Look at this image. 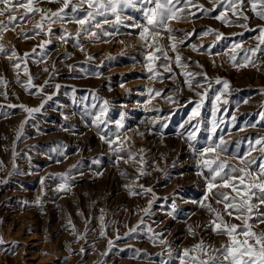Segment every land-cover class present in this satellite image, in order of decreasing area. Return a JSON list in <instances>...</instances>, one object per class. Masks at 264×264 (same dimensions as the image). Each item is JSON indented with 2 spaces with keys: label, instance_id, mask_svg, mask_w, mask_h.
I'll use <instances>...</instances> for the list:
<instances>
[{
  "label": "rangeland",
  "instance_id": "rangeland-1",
  "mask_svg": "<svg viewBox=\"0 0 264 264\" xmlns=\"http://www.w3.org/2000/svg\"><path fill=\"white\" fill-rule=\"evenodd\" d=\"M201 2L211 7L209 0H201ZM42 3L45 7L53 9L58 7L56 3H49L48 0H42ZM246 11L251 17L248 22L250 28L255 29L257 25H264V20L255 16L250 9ZM127 14L135 16L138 21L142 19L141 14L136 10L129 9ZM196 16L200 17L201 13L197 12ZM39 19V14H36L28 22L19 23L16 31L9 30L4 33L3 40H0V43L7 45L9 49L15 46L21 57L25 52L30 53L26 59L35 77V85L43 84L49 73L43 72L42 69L47 66L51 70L54 63L58 75L52 73L51 83L63 85L59 90L45 86V92L53 94L52 99L45 104L41 113L28 121L24 128L25 134L16 140V130L27 115L19 105L38 106L43 97L40 94H30V91L18 84L16 70L11 67L6 55L0 54V75L5 76L9 81L7 86L9 95L7 98L0 96V161H3L4 165L0 168V236L7 241L6 244L0 245V264H81V261L83 264H161L162 261L178 264L175 255L179 249L196 243L201 237L207 243L219 247L225 237L216 236L202 227H197L206 223L210 215L205 209L193 203L202 199L205 182L198 174L200 171L197 166L198 157L185 143L186 132L191 130L190 125L185 122L199 97L183 85L181 70L173 63L172 73L163 68L157 69L165 77L175 74L173 79L163 81L149 79L145 67L146 50L140 47L136 36H117L110 38L109 43L85 41L87 52L94 57L91 60L71 43L61 44L56 36L52 37L53 43L42 50L37 45L48 39L47 34L34 36L31 31ZM172 23L175 28L185 30L195 28L196 33L190 41L199 43L202 39L205 45L215 39L214 35L197 36L205 26H211L225 33V38L212 49L213 53H220L218 56L208 55L207 52L203 54L194 52L185 46H179L177 50L184 57H192V60L188 61L190 70H201L193 63L198 60L204 65V70L213 81L216 76H220L231 82L230 92L223 93L222 100L218 102L215 119L219 127L214 139L224 135L228 145L221 159L236 164L237 161L233 159L234 154L243 155L248 149L249 139H254L257 134L264 135V120H261L259 115L264 111V94L259 92V89L264 87V54L258 53L253 58L257 61L256 67L240 69L232 66L233 62L229 56L231 44L242 40L244 42L242 48L237 49L236 53L237 60L242 61L244 49L257 43L255 36L258 32L238 25H224L211 16H203L190 22ZM61 27L62 25L57 23L53 26V31L58 34ZM64 27L75 31L77 26L69 24ZM22 30H27L32 38L24 39L20 35ZM120 31L127 33L136 30L121 26ZM233 33L237 35H232ZM121 39L130 45L123 53L124 45L118 42ZM162 43L167 45L168 41L165 39ZM187 43L189 41H185V44ZM33 47H36L35 53L30 51ZM65 50L74 53L71 59L63 58L61 54ZM45 51L47 52L45 62L35 63L44 56ZM109 54L113 57L112 60L106 59ZM169 55L174 53L169 51ZM213 60L215 64L212 63ZM162 61L163 57L156 63ZM69 63L75 64L76 67L70 70L67 67ZM97 68L103 72V76L96 77L89 74ZM19 76L21 80L27 79L22 70ZM121 83L124 84L123 88L120 87ZM181 86L182 92L174 91ZM4 87L0 84V91H3ZM221 87L222 85L213 83V90L209 91L208 99L201 109L203 123L199 125L200 131L195 142L198 149L208 144L209 129L213 120L212 100L215 97V90ZM148 88L164 89V92L160 97L152 99L146 107L143 101L148 99ZM198 90L202 91V89ZM31 91L35 92L36 89ZM165 94L172 95L178 102L173 104L163 99ZM190 97L191 103H189ZM224 98L227 103H224ZM103 99L110 101L107 113L110 120H119L121 113L125 114L121 139L123 135L132 138L125 146H131L133 151L141 147L148 149L145 154L148 174L142 176L139 181L131 178L137 174L138 165L120 161L117 166L114 153L110 152L107 144L100 140L97 129L91 125V116L86 115L98 111ZM11 104L17 107L12 108L9 106ZM93 105H96V108H93ZM143 110H147L151 116L160 117L156 123L157 128H154V134L144 132L140 125H132L134 119L128 118L127 114L130 112ZM62 114H67L69 119L64 120ZM191 123L195 124L196 121L193 120ZM162 124H167V127H161ZM61 125L69 128V131H62ZM35 126L41 129L39 134ZM104 131L115 135L118 130L114 123H109ZM137 131L144 132V136L137 135ZM14 141L15 151L19 154L15 160L12 157ZM54 148L66 152L67 158L52 151ZM49 156L52 159H49ZM94 158H99L101 163L94 164ZM56 159L62 162L58 164L55 162ZM78 161L77 170L71 173L70 190L57 192L55 186L60 183L59 178H46L47 189L42 195L41 177L49 173L65 172L70 165L77 164ZM14 164L17 167H13ZM96 171L103 174L97 177ZM121 171H127L130 175L122 176ZM25 172L28 174H24ZM200 177L201 180L198 179ZM136 183L150 186L156 194L151 215H145L140 209L147 206V201L152 199V196H131L123 187L125 184ZM41 195L44 201L42 205L37 206L32 203ZM25 201L29 203L25 205ZM174 203L175 218L167 214L172 210ZM213 204L215 207H221L216 205L215 201ZM78 209L82 210L83 215L78 214ZM100 209H104L106 213L107 235L104 237L98 235ZM86 217L89 229L87 241L77 240L67 221L71 218L77 232L83 233ZM141 217L144 219V225H141L143 230L125 237L123 234L129 227L135 226ZM185 222L197 228L195 236L188 233ZM148 225H151L154 231L162 232L167 238L174 250L172 257L168 256L165 245L154 244L149 239L151 233L147 231ZM117 229L121 236L119 240L115 239ZM109 237L113 238V248L107 256H103L101 253L107 249ZM13 241L18 243L13 244ZM81 246L85 247L87 254L80 253ZM136 249L142 250L139 257H136ZM162 250L165 251L163 256L159 255Z\"/></svg>",
  "mask_w": 264,
  "mask_h": 264
},
{
  "label": "snow or ice",
  "instance_id": "snow-or-ice-1",
  "mask_svg": "<svg viewBox=\"0 0 264 264\" xmlns=\"http://www.w3.org/2000/svg\"><path fill=\"white\" fill-rule=\"evenodd\" d=\"M48 2L56 3L58 7L55 9L45 7L42 0H0V17H3V19H0V40H3L4 33L9 30L16 31L19 23L28 22L36 14H39L40 19L34 24L31 31L34 36H39L41 33H46L48 36V39L43 40L37 45L42 50L52 44V37L56 36L61 44L66 45L71 43L80 52L85 53L87 58L91 60L94 57L87 52L85 41L91 43H109L110 38L117 36H136L138 37L140 47L146 50L145 67L149 74V79L155 78L160 81L173 79L175 74L165 77L157 69L163 68L167 72L172 73V64L174 63L181 70L180 74L184 78L183 85H186L190 91L199 97V100L189 113L188 120L185 122L190 125L191 129L186 132L188 147L198 157L197 166L200 169L198 174L205 182L202 199L193 201V203L205 209L210 215V219L206 223L197 227H202L216 236L225 237V239L219 247H216L213 244L207 243L201 237L196 243L183 247L176 253L175 259L178 261V264H264V135L257 134L254 139H249L248 149L244 151L243 155L239 153L234 154L233 159L237 161L236 164L230 163L226 159H221V156L227 150L228 141L225 140L224 135H220L217 139H214L219 127L215 117L218 111V102L222 100L223 93L230 92L231 82L220 76H216L213 81V78L204 70V65L198 60L193 61V63L201 70H190L188 61H191L192 57H184L177 49L179 46H185L194 52L201 54L207 52L208 55L218 56L220 53H213L212 49L218 42L225 38V33L211 26H205L197 36H215L214 40L205 45L202 39L199 43L190 41V38L196 33L195 28L191 30L175 28L172 23L174 21L190 22L203 18V16H211L224 25H238L251 31H257L258 34L255 36L257 43L254 46L244 49L242 61L237 60L236 54L237 49L242 48L244 43L242 40L231 44V53L229 56L234 68L256 67L257 61L253 58L258 53L264 54V25H257L255 29L250 28L248 22L251 17L246 10L250 9L255 16L264 20V0H209L211 7H207L201 0H48ZM129 9L138 11L142 19L138 21L135 16L128 15L127 10ZM197 12L201 13L200 17L196 16ZM241 21L244 23H241ZM57 23L62 25L58 34L53 31V26ZM69 24H75L77 26L75 31L64 27ZM121 26H126L136 31L122 33L120 31ZM177 33H182V35L178 36ZM20 35L26 40L32 38L28 35L27 30H22ZM232 35L237 34L233 33ZM165 39L168 41L167 45L162 43ZM185 41H189V43L185 44ZM118 42L124 45L122 53L130 46L123 39ZM30 51L31 53H35L36 47H33ZM169 51L174 53V55L170 56ZM0 54L6 55L7 59L11 62V67L16 70V82L25 90L30 91V94H40L43 97L38 106L19 105L27 114L16 130V140H19L25 134L24 128L28 121L34 119L36 114L41 113L44 110L45 104L52 99L53 94L46 93L45 86L59 90L63 85L60 83H51L52 73L58 75L55 63L52 65L51 70L47 66L42 69L43 72H47L49 75L43 84L37 86L34 84L35 77L32 75L27 64L26 58L29 57V52H25L23 57H21L15 46L9 49L7 45L0 43ZM61 55L65 60H68L71 59L74 53L65 50ZM46 56L47 52L45 51L44 56L36 60L35 63H44ZM161 57H163V61L157 64L156 62L160 61ZM106 59L112 60L113 57L109 54ZM212 63L215 64V61L213 60ZM22 64L23 68H21ZM101 64H103V61ZM67 67L72 70L76 65L69 63ZM21 70L27 79H20L19 73ZM81 71L85 70L81 69ZM89 74L96 77L103 76V72L99 68ZM198 77H201V79H197ZM213 83L222 85V87L215 90V97L212 100L213 120L211 128L209 129L208 144L202 149H198L195 142L197 141V133L200 131L199 125L203 123L201 109L205 100L208 99L209 91L213 90ZM0 84L5 86L4 90L0 91V96L7 98L9 95L7 91L9 81L3 75H0ZM120 87L123 88L124 84L121 83ZM32 89H36V91L32 92ZM198 89H202V91ZM126 91L130 92L131 89H126ZM174 91L182 92L183 87H177ZM147 92L148 99L143 101L146 107L152 99L160 97L164 89L148 88ZM259 92L260 94H264V87H261ZM162 98L173 104L178 102L172 95L165 94ZM189 103H191V97L189 98ZM224 103H227L226 98H224ZM109 104L110 101L108 99H103L98 111L86 113V115L91 116V125L97 129L100 140L104 141L108 146V150L114 153L115 164L117 166L120 161H124L126 164L132 163L134 166L138 165L137 174L131 178L134 181H139L142 176L148 174L145 156L148 149L141 147L137 151H133L131 146H125L126 142L132 139L127 135H123V139H121V130L124 129L123 120L125 114L122 112L119 120H110L107 115ZM9 106L12 108L17 107L15 104ZM92 107L96 108V105ZM62 115L64 120L69 119L67 114ZM259 115L261 120H264V111H261ZM159 120V116L152 118V124L155 125ZM193 120L196 121L195 124L191 123ZM109 123H114L117 126V134L113 135L111 132L104 131V129H107ZM250 126L255 127V125ZM35 127L39 134L41 129L39 126ZM60 127L62 131H69V128L64 127V125ZM161 127H167V124H162ZM240 130L242 131L243 129ZM137 135L142 137L144 136V132L137 131ZM52 151L58 152L65 159L67 158L66 152L59 151L57 148L52 149ZM253 153H256V155H253ZM18 155L15 151L14 141L12 151L13 160ZM49 159H52V157L49 156ZM55 162L59 164L62 161L56 159ZM93 163L99 165L101 161L99 158H94ZM78 164L79 161L77 164L70 165L69 169L65 172L49 173L41 177L42 195L47 189L45 183L46 178H59L60 183L55 186L57 192L70 190L72 187L69 183L72 179L71 173L77 170ZM2 167H4L3 161H0V168ZM13 167L17 166L14 164ZM205 171L207 174H205ZM24 174L28 173L25 172ZM78 174L83 175V173ZM102 174L100 171L95 172L97 177ZM120 174L125 177L130 175L127 171H121ZM4 182L6 183V181ZM123 187L127 189L128 194L131 196L151 195L152 199L147 201V206L140 209L145 215H151L153 202L157 198L153 189L150 186L140 183L125 184ZM42 195L37 197L32 203L37 206L42 205L44 203ZM213 201H215L216 205H221V207H215ZM28 203V201L24 202L25 205ZM100 212V231L98 235L104 237L107 235L106 213L104 209H100ZM78 214L83 215L81 209H78ZM167 214L175 218V203L173 204L172 210ZM85 221L83 233L77 232L76 225L71 218L67 221V224L76 235L77 240L85 239L87 241V233L89 231L87 217ZM236 221H239V223ZM141 225H144L143 217H141L135 226L129 227L128 231L123 235L129 237L134 233L142 231ZM185 226L188 233L193 236L196 235L197 228L188 225L186 222ZM147 231L151 233L149 239L154 244L165 245L168 256L172 257L173 247L168 243L163 233L154 231L151 225L147 226ZM116 232L115 239H121L118 229ZM6 243L7 241L4 240L3 236H0V245ZM17 243L13 241V244ZM94 243L95 241H93ZM112 248L113 238L109 237L107 249L101 255L107 256ZM79 251L82 254H87L83 246H81ZM141 251L140 249H136V257L140 256ZM12 254H15L14 250ZM159 255L163 256L164 251L162 250ZM81 264H83V261H81ZM161 264H170V262L162 261Z\"/></svg>",
  "mask_w": 264,
  "mask_h": 264
},
{
  "label": "bare ground",
  "instance_id": "bare-ground-1",
  "mask_svg": "<svg viewBox=\"0 0 264 264\" xmlns=\"http://www.w3.org/2000/svg\"><path fill=\"white\" fill-rule=\"evenodd\" d=\"M138 39V37H137ZM139 41V40H138ZM98 45V44H97ZM210 97V96H209ZM174 110V109H173ZM150 111V110H149ZM128 115V118L134 119L132 121V125H140V127L142 128V130H144V132H148L149 134H154V128H157V124L153 125L152 124V118H154V116H151V113H149L147 110H143V111H134V112H130ZM137 117V118H136ZM82 120V119H81ZM157 123V122H156ZM150 129H152L151 131H149ZM164 130V129H163ZM178 135V134H177ZM155 136V135H154ZM179 136V135H178ZM156 137V136H155ZM188 145V142H185ZM186 152V151H185ZM189 153V152H188ZM109 173V172H108ZM19 174V173H18ZM199 180H201V177L198 178ZM5 201V200H4ZM2 213V212H1ZM22 220V219H21ZM20 220V221H21ZM14 223V222H13ZM35 244V243H34ZM50 248V247H49ZM180 250V249H179ZM165 252V251H164ZM15 263V262H14Z\"/></svg>",
  "mask_w": 264,
  "mask_h": 264
}]
</instances>
